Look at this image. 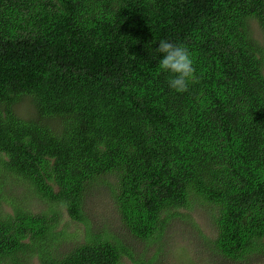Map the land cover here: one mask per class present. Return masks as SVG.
<instances>
[{
  "label": "trees",
  "instance_id": "obj_1",
  "mask_svg": "<svg viewBox=\"0 0 264 264\" xmlns=\"http://www.w3.org/2000/svg\"><path fill=\"white\" fill-rule=\"evenodd\" d=\"M161 40L191 53L185 92L159 70ZM100 183L135 242L197 200L208 250L264 253V0H0V264H156L162 243L147 256L90 231ZM64 212L86 232L61 253Z\"/></svg>",
  "mask_w": 264,
  "mask_h": 264
},
{
  "label": "rangeland",
  "instance_id": "obj_2",
  "mask_svg": "<svg viewBox=\"0 0 264 264\" xmlns=\"http://www.w3.org/2000/svg\"><path fill=\"white\" fill-rule=\"evenodd\" d=\"M255 35L259 36V29L254 26ZM19 113L27 110L24 103L17 106ZM22 111V112H21ZM107 181H113L112 178H107ZM12 187L6 189L4 194L10 197ZM19 205L26 206L33 213H38L45 205L37 201L36 198H30L29 193H24L21 197L17 196ZM196 203V204H195ZM197 200L193 201V210L189 213L188 210L179 209V214L170 219L167 224L162 239L154 245L135 242V239L130 237L126 229L119 219L116 209L113 205V199L110 196L109 189L106 183H100L96 188L89 191L85 201V212L87 220L90 222V231L97 234L101 230H105L107 234H111L122 239L126 245L131 246L133 251L139 252L142 250L147 256L161 246L162 254L159 256V261L156 264H264V253L261 256L249 257L240 262L226 261L217 252L208 250L205 247L203 236L207 235L213 238L212 230H209L208 210L207 205L197 204ZM4 210L9 212L10 206L6 203ZM65 229L66 234H74V239H66L64 244L58 247L61 253L66 252L72 245L83 240L86 229L81 223H74L69 220L68 215L64 212L59 229ZM198 232L203 233L199 236ZM205 234V235H204ZM135 242V243H134ZM124 264H131L127 257L123 259ZM31 264H39L36 258L31 259Z\"/></svg>",
  "mask_w": 264,
  "mask_h": 264
},
{
  "label": "clouds",
  "instance_id": "obj_3",
  "mask_svg": "<svg viewBox=\"0 0 264 264\" xmlns=\"http://www.w3.org/2000/svg\"><path fill=\"white\" fill-rule=\"evenodd\" d=\"M156 51L161 54L159 70L171 74L169 88L176 92L187 91L189 83L195 80V68L188 48L161 40Z\"/></svg>",
  "mask_w": 264,
  "mask_h": 264
}]
</instances>
